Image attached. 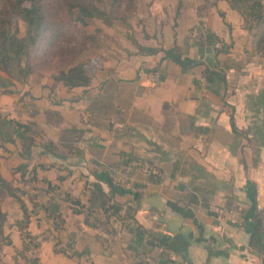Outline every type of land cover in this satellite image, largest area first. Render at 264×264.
<instances>
[{
  "label": "crops",
  "instance_id": "1",
  "mask_svg": "<svg viewBox=\"0 0 264 264\" xmlns=\"http://www.w3.org/2000/svg\"><path fill=\"white\" fill-rule=\"evenodd\" d=\"M223 3L217 2L202 17L203 26L219 37L216 44L228 42L216 54L197 46L195 32L190 30L199 24L196 16L167 23L152 18V26L161 28L163 39L154 43L138 40L137 49L128 50L133 68L128 80L105 75L98 81L104 92L96 86L89 94L92 107L85 110H92L94 116L83 117L86 127L75 123L83 121L81 116H71L74 123L68 124L67 114L72 110L67 103L75 104L78 96L57 97L61 110L58 108L60 116L54 123L49 121L51 116H42L48 107L38 108L36 102L16 108L18 114L28 116H6L32 121L51 139L66 131L83 132L68 144L53 139V154L31 146L34 156L28 168L35 156L38 162L51 163L47 168L37 167V183L43 185L48 179L80 194L86 179L107 172L120 190L115 198L135 207L138 222L155 233L148 253L129 256L115 222L116 233L110 236L82 223L81 214L63 206V223L54 228L39 210L31 214L26 229L38 235L34 254L42 264H261L248 239L251 216L264 206V71L254 69L256 63L248 59L255 52L249 44L256 37L244 33L235 10ZM185 44L186 50L179 48ZM168 49L170 55L174 49L187 66L166 57ZM226 57L230 58L223 64ZM211 70L221 71L225 81ZM57 83L67 89L76 87ZM113 106L118 116H96L112 112ZM29 107L33 109L28 111ZM86 131L90 134L85 145L97 149L92 156L80 144ZM5 142L9 152L0 148V173L11 181L17 177L16 165L23 160L18 155L22 147L18 141ZM12 156L17 160L10 164ZM61 169L68 173L77 169L81 174H62ZM221 205L241 206L243 222L219 218ZM16 221L9 246L19 250L23 240ZM82 249L88 252L73 254Z\"/></svg>",
  "mask_w": 264,
  "mask_h": 264
},
{
  "label": "trees",
  "instance_id": "2",
  "mask_svg": "<svg viewBox=\"0 0 264 264\" xmlns=\"http://www.w3.org/2000/svg\"><path fill=\"white\" fill-rule=\"evenodd\" d=\"M111 1L115 3L119 0ZM227 1L234 9L241 10L243 7H247L249 11L247 14L252 16V21L264 24L262 0ZM60 6L65 7V16L54 17L52 15L54 10ZM107 15L97 0H0V90L4 91L9 88L14 84V80L24 81L34 70L35 65L32 64L30 56L31 46L39 43L44 45L46 50L43 57L44 60L48 59L53 51L50 48L51 44L59 38L65 37L77 23L84 26L93 17H107ZM18 20L24 23L23 34H19ZM253 33L258 43H264V30ZM195 41L199 48L213 49L215 54L225 49V47L217 46L216 42L220 41L219 37L204 26H201L199 34L195 36ZM173 51L174 54L170 55V49L165 50V56L170 57L180 66L186 67L187 64L175 55L174 49ZM75 58L76 54L65 57L58 72H54L53 79L68 86L86 84L89 80L87 64L84 60L74 62ZM210 72L225 81V76L221 71L211 70ZM36 133H40V131L34 129L32 121L23 122L14 117L0 116V146L3 141L12 143L19 141L22 149L18 151V155L23 160L15 167V170L19 171L17 180H24L28 184L25 187H20L4 178L0 173V199L7 194L16 197L23 211V217L16 221L23 240L22 247L16 250V253L28 250H31L30 253H32L39 244L36 239L38 235H32L26 229L31 214L43 210V218L46 221H51L54 228H58L64 220L61 215L63 206L70 208L73 213L81 214L80 221L82 223L104 230L110 236L116 233L112 221L117 222L120 230L119 238L125 243L123 249L127 255L137 256L141 253H148L153 246L152 241H154L155 233L138 222L135 218V207L115 198V193L120 190L109 173L105 172V176H95L94 180L86 179L80 194H74L65 187L61 188L58 183H51L48 179H44L45 185L37 183V167L47 168L51 163L39 161L28 168L27 166L34 156L31 146H39L42 153L53 154L56 143L53 139L42 135L36 139ZM61 178L62 176L59 175L58 180ZM15 179L16 177L13 181ZM26 187L36 189L37 192L34 195L38 193L46 198L35 200L30 189ZM21 192L28 195L31 201L30 208L21 197ZM5 219L6 212L0 205V239H3L0 240V246L2 243H11L9 235L4 233ZM71 237L73 238V235ZM248 244L260 257L261 264H264V207L256 208L251 216ZM85 252L88 251L85 249L75 250L73 254L80 256ZM17 260L15 264L18 262ZM26 260L27 264H42L34 253L27 256ZM140 263L142 264V261Z\"/></svg>",
  "mask_w": 264,
  "mask_h": 264
},
{
  "label": "rangeland",
  "instance_id": "3",
  "mask_svg": "<svg viewBox=\"0 0 264 264\" xmlns=\"http://www.w3.org/2000/svg\"><path fill=\"white\" fill-rule=\"evenodd\" d=\"M219 1L222 4H224L223 1H225L230 6V3L227 0H119L115 3L111 0H97V3L101 6V8H103L107 12V17H93L89 19L87 24L84 26H81L77 23L73 29L68 31L65 37H61L53 44H51L50 48L53 51L51 52L50 58L44 60L43 55L46 48L41 43L30 47V56L32 59L31 61L32 64L35 65V68L24 81L14 80V84L10 85L9 88H6L4 91L0 90V116H14L13 114L15 113V116H28L26 115V112H21L18 114L16 110L18 108L22 109L23 104H27L26 102L29 101L33 102L34 104L36 102V106H38V108L47 106V113L45 112V114L42 116H51L49 118V121L54 123L56 122L57 116H60L59 112L57 111L58 108H60L61 110V105L58 104L57 97L60 98V96L63 95L74 97L78 96V99L74 101L75 104L70 103L68 105L67 103V106H69V111L72 110L67 114V116H70L68 117V124L74 123L71 116H81L83 121H81L80 123L76 121L75 123L81 125L82 127H86L87 122L83 119V117L94 116L92 110L91 112H87L85 110L86 108L88 109L92 107L91 100H88L89 94L96 91V88L99 92H102V90L104 92V88H102V85L101 87H99L100 84H98V81L102 80L105 75H113L115 77L121 76L122 80L128 78V76H131L133 74V72L131 71V69L133 70V68L131 67L130 63L132 60V58L130 57L131 55L126 56L128 50H136L138 40L154 43V40L158 41L159 39H163L161 28L158 29L157 25L152 26V18L156 19L159 22H163L165 20L167 23V21H170V19L176 18L183 21H189L192 16H196L199 24L191 27L190 30L191 33L195 32V36H197L199 34L201 26H203V15H208L209 11L212 8H215L217 2ZM262 2L264 4V0H262ZM234 10L239 18L238 20L240 26L244 28L245 34L253 35V32L259 33L264 30V24L252 21V16L247 14V12H249L247 7H243L241 10ZM65 13V7L60 6L54 10L52 15L54 17H64ZM250 25H253V27L249 28ZM18 27L19 34H23V21L18 20ZM167 36H169V33L168 35L166 34V38ZM247 40L248 39L246 38L245 42H247ZM227 45L228 42H226L225 45L217 44V46L222 47H227ZM249 46L253 51H255L252 55L248 56L249 61H253L257 65L256 67L253 66V68L257 69V71H264V43H258L256 39L254 42L251 41ZM186 47L187 46L185 44L180 45L179 48H181L182 50H186ZM72 54H76L74 62L82 60L86 62V67H88L89 80L86 84L76 85L75 88L67 89L66 87L61 85V83H57L60 81H56L53 79V74L54 72H58V69L63 64L64 58L69 57ZM229 58L226 57L223 64H226ZM126 60L128 61L125 63ZM127 65L130 67H128ZM119 69H122L123 71L119 73ZM45 84L47 86H45ZM96 86H98L99 88ZM84 89L90 90L88 92H84ZM39 97H42V99L39 100ZM70 101L71 100H69V102ZM32 109V107L27 108L28 111ZM112 109L113 111L108 114L96 116H118L117 112H114V106L112 107ZM89 113L92 115H89ZM75 120H77V118ZM109 122V120H106V123ZM38 123L41 124L40 120H38ZM36 125L34 124V129L39 130L41 133H36L35 137L37 139L39 138V136H43L44 133L42 129H39V126L36 127ZM44 129L47 133L52 134L51 128H47L44 125ZM82 133L83 132L78 131H66L61 134L64 137L61 136L57 138L54 136L55 138H52L55 140H59L57 141V143L59 144H68V142H72V140L77 139L76 137L82 135ZM89 134L90 133L86 131L84 133V136L79 139H81L80 144L85 146L86 151H88L89 155L92 156L94 154L92 152L97 149H95V147L85 145L86 139L88 138ZM48 136L49 135L45 137L48 138ZM61 140H63L64 143ZM7 143L8 142H5L4 144ZM4 144L1 143L0 148L5 153H8L9 149H5ZM18 144L20 145L19 141ZM7 145H10V143H8ZM11 147L14 148V146L12 145ZM6 158H8V156ZM16 160L17 159L12 156L10 157L8 162L12 164L16 162ZM33 162H38L36 156ZM79 171L80 170L74 169L70 173H68L67 169H61L62 174H64L65 172L68 175H78ZM15 173L16 176H18L19 171L15 170ZM11 181L18 184L20 187H25L28 185L27 182H24V180L18 181L17 177L14 181ZM43 185H45V183ZM30 192L32 193L31 195L35 200H42L46 198V196H41L38 193L34 195L35 192H37L36 189H30ZM20 195L26 202L28 208H30L31 201L28 198V195L23 192H21ZM0 205L1 208L6 212V219L4 221V233L9 235L11 232L12 224H15V221L18 217H23V211L20 207L19 200L12 195L7 194L2 197L0 199ZM237 208H240L242 211L241 206H238ZM219 218L221 217L219 216ZM221 219L224 220L223 218ZM115 223L118 226V223ZM101 235L104 238L107 236L106 233H101ZM30 251L31 250L16 253L15 248L9 246V244L2 243L0 246V264H15L16 259H18L17 264H27V256L34 253H30ZM16 254L17 257H15Z\"/></svg>",
  "mask_w": 264,
  "mask_h": 264
},
{
  "label": "built area",
  "instance_id": "4",
  "mask_svg": "<svg viewBox=\"0 0 264 264\" xmlns=\"http://www.w3.org/2000/svg\"><path fill=\"white\" fill-rule=\"evenodd\" d=\"M219 216L228 222L236 224H240L243 220V212L237 207L221 206L219 208Z\"/></svg>",
  "mask_w": 264,
  "mask_h": 264
}]
</instances>
